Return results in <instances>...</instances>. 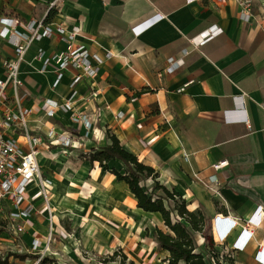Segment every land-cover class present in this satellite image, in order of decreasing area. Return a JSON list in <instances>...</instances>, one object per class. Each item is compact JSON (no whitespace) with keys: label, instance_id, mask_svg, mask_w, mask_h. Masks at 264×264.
<instances>
[{"label":"crops","instance_id":"1","mask_svg":"<svg viewBox=\"0 0 264 264\" xmlns=\"http://www.w3.org/2000/svg\"><path fill=\"white\" fill-rule=\"evenodd\" d=\"M54 1L0 0V18L17 19L18 31L27 32L32 20L53 29L30 45L21 63L23 102L32 109L29 126L44 141L41 170L45 153L70 151L49 143L50 130L77 139L71 156L108 144V131L153 166L159 181L178 192L190 210L201 207L212 225L221 216L238 221L227 236L229 246L254 213L262 216L247 246L231 249L237 264H262L256 254L264 245V0H250L249 23L241 20L234 0H58L51 6ZM50 9L55 14L45 22ZM211 27L221 32L199 44V35ZM67 33L74 34V45H85L92 62L100 59L98 73L74 89L69 83L78 71L66 69L53 86L54 65L40 72L36 59L66 49ZM19 41L0 36V76ZM170 64L175 70L167 73ZM74 90L69 111L45 115L47 100L62 104ZM74 113L88 118L89 136L83 123H72ZM223 161V167H213Z\"/></svg>","mask_w":264,"mask_h":264},{"label":"rangeland","instance_id":"2","mask_svg":"<svg viewBox=\"0 0 264 264\" xmlns=\"http://www.w3.org/2000/svg\"><path fill=\"white\" fill-rule=\"evenodd\" d=\"M79 145L72 144L69 150L78 149ZM70 151L59 149L52 157L45 153L44 158H50V163H44L42 169L47 180L46 195L38 189L29 194L28 198L36 210L35 215L24 223L20 240L10 245L11 234L0 233L5 254L30 255L23 262L11 257L9 264H38L39 258L44 257L57 264H99V257L112 254L118 248L134 264H167L168 253L159 248L154 236L156 227L166 230L161 216L148 215L150 219L142 223L147 215L136 210V200L127 186L101 174L102 169L97 163L93 169L84 167L83 163L87 161L79 152L77 156H71ZM109 167L122 169L118 163ZM58 184H66V189L59 202L54 204L49 198L53 194V186ZM153 185L154 181L149 179L143 187L149 191ZM48 205L54 214L52 224L46 216ZM211 236L215 241L212 228ZM33 239L39 240L41 256L27 251ZM196 245L209 262L208 242L197 236ZM234 264H237L235 259Z\"/></svg>","mask_w":264,"mask_h":264},{"label":"built area","instance_id":"3","mask_svg":"<svg viewBox=\"0 0 264 264\" xmlns=\"http://www.w3.org/2000/svg\"><path fill=\"white\" fill-rule=\"evenodd\" d=\"M241 8L240 18L243 22L249 23L254 20L251 11L250 0H234ZM58 0L50 5L54 6ZM5 23H8L5 24ZM2 38L18 37L20 41L15 44L14 57L5 59L2 63L3 73L0 76V228L3 233L11 234L9 244L13 245L25 229V222L28 217L35 213L36 207L28 198L33 189L42 190L46 195L45 186L47 180L44 179L40 165V146L44 143L41 136L33 134L29 122L32 109L24 104L27 94L23 91L24 82L21 77V63L24 61L25 54L34 41L43 37H50L53 33L52 27L43 21L32 20L26 28L27 32H20L16 26L19 24L14 18H0ZM60 34L64 33L61 27L57 28ZM221 31H212V27L203 31L199 36V44H204L208 40L217 36ZM68 44L66 49L58 50L52 55L39 53L36 56L42 66L40 72H46L49 65H54L57 78L53 86H56L63 77L66 69H74L76 72L69 86L71 89L87 78L94 77L99 71L100 59L93 57L85 45H74V34L67 33ZM192 39L191 42H194ZM175 68L170 64L166 68L167 73H171ZM183 88L179 89L182 90ZM74 90L64 103H51L47 100L49 109L45 115L53 117L56 109L69 111L72 108L73 97L76 95ZM93 95H95L93 93ZM50 102V103H49ZM72 123H83L85 126L84 136H89L90 123L85 115L72 114ZM49 143H57L64 147H69L77 141L75 137L69 135H58L53 129L48 133ZM226 164L220 162L213 167L219 169ZM213 183H217L215 176L211 177ZM258 212V211H257ZM48 219L52 223L53 210L48 205ZM255 214V213H254ZM252 215L241 230V236L236 246H229L226 243L227 236L234 229L235 221L229 217L215 218L214 223L218 224V232L223 240L215 239V244L224 247V252L243 250L254 235L255 227L259 226L262 216ZM213 223V227H214ZM1 232V234H2ZM0 234V235H1ZM3 242L0 237V257L4 259L6 254L3 249ZM27 251L38 253L41 256L42 247L39 240L33 239ZM37 254V256H38ZM39 258V256H38ZM256 259L264 264V245L256 254ZM40 261V258L38 262ZM210 262V263H209ZM209 264H215L213 258H209Z\"/></svg>","mask_w":264,"mask_h":264},{"label":"trees","instance_id":"4","mask_svg":"<svg viewBox=\"0 0 264 264\" xmlns=\"http://www.w3.org/2000/svg\"><path fill=\"white\" fill-rule=\"evenodd\" d=\"M54 14V9H50L44 21H50ZM106 135L108 144L92 147L86 152H81L80 156L89 162L91 167L97 163L102 170L114 175L117 181L124 182L136 200V207L146 212L160 214L166 230L156 227L154 236L159 248L168 253L167 264H209L206 254L198 251L197 236L208 242L207 256L213 258L215 264H234L232 252L225 253L224 247L215 244L211 236L212 221L205 211L201 207L190 210L186 200L178 192L170 190L159 181V173L153 166L145 164L136 155L124 149L115 134L107 131ZM112 160L121 162L122 169L109 167ZM149 179L154 181V185L148 191L143 184ZM29 256L8 252L4 259L0 257V264H9L11 257L25 261ZM115 262L134 264L121 248L105 257H99V264ZM39 264L57 263L44 257L40 259Z\"/></svg>","mask_w":264,"mask_h":264},{"label":"bare ground","instance_id":"5","mask_svg":"<svg viewBox=\"0 0 264 264\" xmlns=\"http://www.w3.org/2000/svg\"><path fill=\"white\" fill-rule=\"evenodd\" d=\"M72 154L77 156V154H75V152L72 153ZM47 156H49V155H47ZM49 157H45V164L50 163V158ZM100 173L103 174V175H105L107 172L104 171V170H101ZM111 177L115 179V176L112 175V174H111ZM52 189H53L52 190L53 194L51 195V198H49V200L52 203L57 204L59 202V200L63 197V193L65 192V189H66V184L65 185H61V184L54 185ZM84 204L87 205V203H84ZM136 210L139 211V212H141V213H143V214H145V215H147L146 217H144L141 220L142 223L147 222L150 219L148 215H152L153 214V212H146V211H143L142 209H140L138 207H136ZM214 231H215V236L218 238V234H217V231L215 229V223H214Z\"/></svg>","mask_w":264,"mask_h":264},{"label":"clouds","instance_id":"6","mask_svg":"<svg viewBox=\"0 0 264 264\" xmlns=\"http://www.w3.org/2000/svg\"><path fill=\"white\" fill-rule=\"evenodd\" d=\"M224 218H226V217H224ZM237 224H239V222H238V221H235V226H236ZM235 226H234V228H235ZM212 229H213V233H214V239H216L217 237L215 236L214 227H212ZM215 229H216V231H217V234H218V238H219V240H223L222 235H220L219 232H218V224H217V223H215ZM227 235H229V233H228V234H225L224 237H226ZM240 236H241V232H240L239 236L237 237V239L235 240V242H234V244H233L234 246L237 245V243H238V241H239V239H240Z\"/></svg>","mask_w":264,"mask_h":264}]
</instances>
